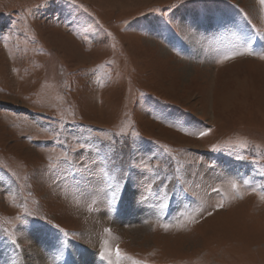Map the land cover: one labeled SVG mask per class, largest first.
<instances>
[{
	"label": "rangeland",
	"instance_id": "374dc122",
	"mask_svg": "<svg viewBox=\"0 0 264 264\" xmlns=\"http://www.w3.org/2000/svg\"><path fill=\"white\" fill-rule=\"evenodd\" d=\"M261 54V0H0V264H264Z\"/></svg>",
	"mask_w": 264,
	"mask_h": 264
},
{
	"label": "snow or ice",
	"instance_id": "6c2138e0",
	"mask_svg": "<svg viewBox=\"0 0 264 264\" xmlns=\"http://www.w3.org/2000/svg\"><path fill=\"white\" fill-rule=\"evenodd\" d=\"M261 3H264V0H261ZM243 54H244L243 52H237V53L233 54V56H234V55H243ZM248 54H251V53L249 52ZM229 58H233V57H231V56H226V57H225V59H229ZM261 58L264 59V54H261ZM207 134H208V133H207V132H204V131H201V132L199 133L200 136H205V135H207ZM144 167H148V165L145 164ZM231 186H232V188H233L234 190H236L237 192H239V185H238V184H236L235 182H233ZM147 190H148V191H151V186H149ZM213 191H215V192H219L220 189L213 188ZM262 198H264V197H262ZM216 207H217V208H222V207H223V203H218V204L216 205ZM200 211H201L200 209L196 210V211L192 214V216L194 217L195 215H198ZM209 215H211V213H209ZM165 227L167 228L168 225H165ZM106 231H109V232H110V229H106ZM13 242L15 243V241H13ZM102 255H103V254H102ZM105 258H106V257H105Z\"/></svg>",
	"mask_w": 264,
	"mask_h": 264
},
{
	"label": "bare ground",
	"instance_id": "6f19581e",
	"mask_svg": "<svg viewBox=\"0 0 264 264\" xmlns=\"http://www.w3.org/2000/svg\"><path fill=\"white\" fill-rule=\"evenodd\" d=\"M139 216H141V214H140ZM139 216H138V217H139ZM89 256H90V255H89ZM94 257H95V256H94ZM93 261H94V260H93ZM82 263H83V261H82ZM94 263H95V262H94ZM84 264H85V263H84ZM92 264H93V263H92Z\"/></svg>",
	"mask_w": 264,
	"mask_h": 264
}]
</instances>
